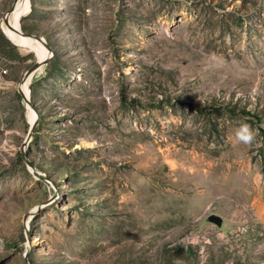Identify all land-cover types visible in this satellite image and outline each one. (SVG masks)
Listing matches in <instances>:
<instances>
[{"label": "rangeland", "instance_id": "obj_1", "mask_svg": "<svg viewBox=\"0 0 264 264\" xmlns=\"http://www.w3.org/2000/svg\"><path fill=\"white\" fill-rule=\"evenodd\" d=\"M16 1L0 264H264V0H30L31 133Z\"/></svg>", "mask_w": 264, "mask_h": 264}, {"label": "bare ground", "instance_id": "obj_2", "mask_svg": "<svg viewBox=\"0 0 264 264\" xmlns=\"http://www.w3.org/2000/svg\"><path fill=\"white\" fill-rule=\"evenodd\" d=\"M30 8V0H17L15 3V10L10 15V23L14 25L15 27L19 28L20 22L22 20V17L26 12L29 11ZM5 33L10 36V38L16 43L21 46H30L35 50V52L38 55L39 61H43L46 58H48L50 52L45 47L44 44H42L39 41H34L32 38L27 36H22L21 34H18L14 31H12L6 24L4 25ZM52 53V52H51ZM45 65H41L37 70H35L25 82L21 84L22 90L25 93L27 97H30L31 94V85L33 83V80L42 74L44 70ZM31 108V107H30ZM38 117V113L36 110L31 108L30 112V119L31 123L35 121V119Z\"/></svg>", "mask_w": 264, "mask_h": 264}, {"label": "water", "instance_id": "obj_3", "mask_svg": "<svg viewBox=\"0 0 264 264\" xmlns=\"http://www.w3.org/2000/svg\"><path fill=\"white\" fill-rule=\"evenodd\" d=\"M15 10V4L14 6L5 14L4 16V20H5V23L6 25L14 32L18 33V34H21L22 36H27V37H30L32 38L34 41H39L41 42L42 44H44L50 51H51V47L47 44V42L40 36H37V35H32V34H27V33H24L20 28H17L15 27L14 25H12L10 23V15L11 13ZM50 58H46L45 60L43 61H37L30 69L27 70L26 74H25V77L23 79V82H25L27 80V78L35 71L37 70L41 65H46L48 64ZM20 92L21 94L23 95L24 99L32 106V108L34 110H36V106L31 103V98L30 97H27L25 95V93L23 92L22 90V87L20 86ZM37 111V110H36ZM38 113V112H37ZM38 121H39V114H38V117L35 119V121H33V123L31 124V128H30V133L34 130V128L36 127V125L38 124ZM210 220H213L215 221L219 226H221L223 224V220L220 218V217H217V216H211L210 217Z\"/></svg>", "mask_w": 264, "mask_h": 264}]
</instances>
